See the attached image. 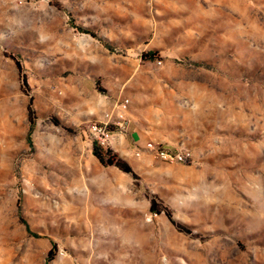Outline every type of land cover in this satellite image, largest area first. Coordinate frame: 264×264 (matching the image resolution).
<instances>
[{
	"label": "rangeland",
	"instance_id": "374dc122",
	"mask_svg": "<svg viewBox=\"0 0 264 264\" xmlns=\"http://www.w3.org/2000/svg\"><path fill=\"white\" fill-rule=\"evenodd\" d=\"M104 111L136 178L91 152ZM51 245L48 264H264V0H0V264Z\"/></svg>",
	"mask_w": 264,
	"mask_h": 264
},
{
	"label": "trees",
	"instance_id": "16d2710c",
	"mask_svg": "<svg viewBox=\"0 0 264 264\" xmlns=\"http://www.w3.org/2000/svg\"><path fill=\"white\" fill-rule=\"evenodd\" d=\"M146 53L149 56L152 53V51L147 50ZM15 65H16L17 71L19 72V75H20L21 85H23V87L26 89L28 87V84L26 82V78H25L24 73L21 72V66H20L19 62H17V61H15ZM26 114H27V121H28L26 140L28 143H30L29 133H30V129L34 123V112H33V108L31 105L30 96L28 97V100L26 103ZM91 152L93 153V155L97 158V160L100 163L113 164L118 169L129 173L131 175V177L136 178V173L132 170L131 166L129 165V163L124 158H122L121 156L117 155L114 152H111V150L108 147H105L104 149H102L101 146L99 145V143L95 139H93L91 141ZM148 199H149L148 207L151 211H153V212L162 211L163 214L165 215V217L170 221V223L177 230H181L184 232H190V229L183 222L175 219L172 216L171 211L165 205L159 204V202L155 199L153 194H150ZM18 217H19L20 221H22L24 223L25 227L27 228V224L24 221V219L21 217L20 214ZM53 255H54V248H53V245H51L48 248V250L46 251L43 264H48V261L53 257Z\"/></svg>",
	"mask_w": 264,
	"mask_h": 264
},
{
	"label": "built area",
	"instance_id": "2783aa9c",
	"mask_svg": "<svg viewBox=\"0 0 264 264\" xmlns=\"http://www.w3.org/2000/svg\"><path fill=\"white\" fill-rule=\"evenodd\" d=\"M110 117L111 113L109 111H104L100 118L91 121L88 126V130L100 144L106 142L114 131L121 130L126 125V118L120 115H117L116 119H110ZM143 147L166 160H183L189 154L187 150L170 149L150 140L145 141ZM138 152L139 150L137 149L135 153Z\"/></svg>",
	"mask_w": 264,
	"mask_h": 264
},
{
	"label": "crops",
	"instance_id": "0c3cea01",
	"mask_svg": "<svg viewBox=\"0 0 264 264\" xmlns=\"http://www.w3.org/2000/svg\"><path fill=\"white\" fill-rule=\"evenodd\" d=\"M74 192V191H73ZM73 192H71V189L68 192V198L71 199Z\"/></svg>",
	"mask_w": 264,
	"mask_h": 264
}]
</instances>
